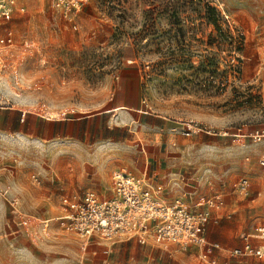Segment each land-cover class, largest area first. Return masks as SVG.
Listing matches in <instances>:
<instances>
[{
    "label": "rangeland",
    "instance_id": "rangeland-1",
    "mask_svg": "<svg viewBox=\"0 0 264 264\" xmlns=\"http://www.w3.org/2000/svg\"><path fill=\"white\" fill-rule=\"evenodd\" d=\"M19 2L24 12L0 26V37L12 30L15 40L0 45V264L97 262L90 248L83 253L77 233L58 219L43 220L64 213L63 176L104 182L115 170L135 174L138 150L149 137L170 135L171 154L184 155L176 165L215 192H232L242 176L255 183L264 176L255 170L264 141L249 136L264 130V0ZM125 78L139 83L148 113L131 126L109 128L125 122L106 111ZM1 107L40 125L75 123L82 133L44 137L28 127L5 129ZM187 124L212 132L185 135ZM73 185L68 194H82ZM231 194L240 205L227 203L221 220L237 216L240 230L228 247L264 220V205ZM12 204L32 227L11 233L18 227ZM162 247L153 249L152 264H205L177 244L168 245L171 252Z\"/></svg>",
    "mask_w": 264,
    "mask_h": 264
},
{
    "label": "built area",
    "instance_id": "built-area-1",
    "mask_svg": "<svg viewBox=\"0 0 264 264\" xmlns=\"http://www.w3.org/2000/svg\"><path fill=\"white\" fill-rule=\"evenodd\" d=\"M55 1L57 6L74 3V0ZM24 10L19 0H0V26L9 22L17 11ZM14 43L12 30L0 37V45L10 46ZM195 126L187 124V127H183V134L189 135L197 129L212 132ZM249 136L256 142L264 141V130L252 131ZM258 162L264 168V153ZM235 187L245 196H250L251 183L248 177H240ZM59 201L65 212L56 219L62 227L86 240L96 236L110 241L136 238L139 243L150 240L155 244L171 242L184 249L197 247L201 258L209 264H229V261L219 262L217 257H213L221 250V245L208 237L213 210L225 204L221 194L195 203H189L182 197L169 201L164 196L162 186L153 184L146 176L123 169L113 172L111 189L105 196L86 191L81 195L63 194ZM13 207L18 212L20 229L32 227L34 221L16 209V205ZM254 238L264 241V222L259 223L253 233L243 236V243L230 251L231 258L237 261L255 258L264 261V247L255 245L252 242Z\"/></svg>",
    "mask_w": 264,
    "mask_h": 264
},
{
    "label": "crops",
    "instance_id": "crops-1",
    "mask_svg": "<svg viewBox=\"0 0 264 264\" xmlns=\"http://www.w3.org/2000/svg\"><path fill=\"white\" fill-rule=\"evenodd\" d=\"M133 77L134 76H130V78H133ZM122 81L123 82L119 84V86L115 89V91L113 92L111 96V99H110L111 108L107 109L106 111H109V110L116 111L115 114H119L118 118L121 119V121H125V122L124 123H109L107 125V127L109 128H111L112 126H115V127L131 126V121L138 122L139 120H141L143 114L148 113V111L142 108L143 100H142L139 83L132 86V85H128L129 84L128 79L125 78ZM11 108L12 107H1V109L5 110V111H2L4 112L3 116H5V114H8V117L7 118L3 117V120L1 122V126L4 127L5 129L14 128L15 131H19V130H24L28 127L29 129L33 130V133L41 134L44 137H52L54 135L61 136L67 133L69 135H72L74 138H79V135H81L82 133L81 128L76 127L75 123L71 124V123L63 122L60 124L59 122L51 123L48 121L40 125L39 121H32V120L30 121L29 120L30 117H26V115L24 114H23V117L21 115L15 114L14 111L11 110ZM130 110H133L135 112L131 113ZM130 113L131 115H133V118L131 120H129ZM145 123L147 124L148 122H145ZM154 126L157 127L159 125L156 124ZM150 127H151V124H150ZM146 128L147 127H145V129ZM149 138L147 139L148 141L147 140L145 141V143L144 142L141 143L142 147L138 150L139 154L137 155V160H136L133 172H135V174L137 175L146 176L155 185L162 186L164 188V196L169 201H172L177 197H182L185 201L189 203H195L197 201L207 199L213 196L214 194L223 195L225 204L221 208L213 210L212 221L208 226L209 239L212 241H217L221 245V250L217 251L213 255V257H217L219 262L229 261V264H253L255 262L264 263V261L257 259V258L249 259V260L241 259L240 261H237L235 258H231L230 256V251L233 248L238 247L243 243V236L253 233V232L251 233L243 232L240 236L242 238L241 242L234 246L228 247L231 238L237 233H239L240 228L238 227V223H237L238 219H237V216L233 218L235 220L229 219L230 214L227 215V219L221 220V217L223 216V212H224L223 210L228 205L227 203H229V205H240L236 203L237 197H238L237 194H234V193L239 194L240 191L237 190V188L235 187L232 192L225 191L223 193L221 191L215 192L216 188H208L205 186H200L201 183L196 180V174H193L192 171H189L187 168H185V166L176 165L177 163L184 164V161L182 160V158H184V155L175 156L171 154L172 137L170 135L166 134L164 136H161V138H158L156 136H152ZM186 158L185 160L187 162H190ZM254 166L255 164L252 166L253 169H255ZM255 170L264 171V168L259 164V167H257V169ZM210 177H212V175H206L207 180H209ZM62 180H63V183H62L61 188L67 192V193L64 192L63 194H68L69 191H73L71 188V181L73 180L74 182L73 187L84 188L82 194L86 191H95L99 195L105 196L106 194H108V192L111 189L112 175L111 177H109L108 180L104 182H102L100 179L90 180L88 182L80 181V179L78 178H72L71 180V177H65V176L62 177ZM250 183H251L250 196H245L244 194L243 195L248 201L252 202L254 205H264V176L261 177L258 183H255L253 180H250ZM212 192L214 193L212 194ZM231 193H233L235 196L232 195ZM206 196L207 198H204ZM225 196H227V199ZM11 206H12L11 210H14L13 209L14 205H11ZM62 209L64 210L63 207ZM260 212H262V210H258L256 214H259ZM229 213H230V210H229ZM45 214L49 215L50 212L46 211ZM56 217L57 216H51L45 219L51 218L50 219L51 221L53 219L55 220ZM15 218H18V221H19V217L17 214L12 215V219H13V223L18 225V227L17 229H13L10 225L12 229L11 233L21 232L22 230L19 227V222ZM261 222H264V220L259 221L255 225V227ZM215 224H217L218 226H217L216 231L213 232V226ZM255 227H254V230H255ZM82 238L85 241V244L83 247V253L85 254L90 248V250L93 252L92 261L94 259H97V262H93L94 264H102L104 262L111 264L110 262L111 260L116 261V264H125L126 262L124 261H126L127 258H128L127 259L128 264H135L136 261H139V262L142 261L143 257L145 258V256L147 258L143 260L142 264H152L151 258H154L153 249L155 247L158 248L164 245L162 249L170 251L168 249V245L176 244V243H171V242L155 244L151 240L148 241L147 243H139L136 238H130V239L120 238L116 241H108V242L101 241V239L96 236L92 237L90 240H86L85 237H82ZM252 242L255 245L264 247V241L262 240L254 238L252 239ZM115 244L116 246L115 248H113ZM113 249L115 251L111 257V253H113ZM186 250L194 254L196 257L200 258L205 264H209V262L201 258L199 249L197 247H188L186 248ZM155 251H157V249Z\"/></svg>",
    "mask_w": 264,
    "mask_h": 264
},
{
    "label": "bare ground",
    "instance_id": "bare-ground-1",
    "mask_svg": "<svg viewBox=\"0 0 264 264\" xmlns=\"http://www.w3.org/2000/svg\"><path fill=\"white\" fill-rule=\"evenodd\" d=\"M58 217V216H57ZM51 218H48V219H45V221H48V220H50Z\"/></svg>",
    "mask_w": 264,
    "mask_h": 264
}]
</instances>
